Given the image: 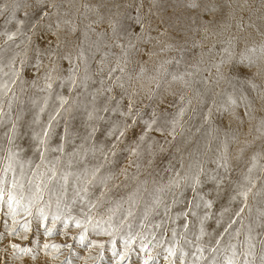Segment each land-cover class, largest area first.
<instances>
[{
	"label": "snow or ice",
	"instance_id": "obj_1",
	"mask_svg": "<svg viewBox=\"0 0 264 264\" xmlns=\"http://www.w3.org/2000/svg\"><path fill=\"white\" fill-rule=\"evenodd\" d=\"M82 7L84 12L64 0L0 3L5 23H15L13 30L2 32L0 47V123L6 125L8 142L0 157L5 215L15 223L20 212L35 214L45 236L59 225L61 235H67L64 228L76 227L73 239L89 249L102 250L105 243L88 242L89 230L107 235L113 264H127L137 247L140 264H158L161 254L166 264H176L177 258L179 264H256L249 256H255L254 230L259 227V264H264V2L259 26L244 17L242 6L238 14L233 0H184L181 11L170 14L160 0H96ZM6 52L11 54L4 72ZM141 53L148 59H141ZM241 66L255 71L240 79ZM18 81L21 92L27 84L42 93L31 98L34 111L23 125L38 153L35 160L22 158L23 149L14 145L26 111H12ZM222 82L232 90L222 89ZM214 109L228 114L227 129L212 126ZM186 114L201 120L187 133ZM61 118L63 129L58 130ZM237 121L240 131L247 123L245 136L256 135L239 141L230 136ZM202 127L206 140L192 145ZM53 136L58 137L55 145ZM257 139L259 150L251 152L247 167L233 179L228 141L240 144L235 150L239 160ZM215 140L219 144L213 154ZM209 158L215 167H208ZM116 190L123 194L114 196ZM257 197L261 207L253 215ZM212 220L218 227L207 232ZM193 225L194 240L189 235ZM21 226L27 230L29 221ZM48 248L56 250L50 256L67 248L70 256L99 264L101 253L79 256L70 243L45 242L41 250ZM60 264L73 261L65 257Z\"/></svg>",
	"mask_w": 264,
	"mask_h": 264
},
{
	"label": "rangeland",
	"instance_id": "obj_2",
	"mask_svg": "<svg viewBox=\"0 0 264 264\" xmlns=\"http://www.w3.org/2000/svg\"><path fill=\"white\" fill-rule=\"evenodd\" d=\"M65 5L68 6L69 4H75L80 6L79 11L84 12L85 9L82 7L84 3H94L96 0H64ZM151 0H145V4L150 3ZM262 2L264 0H233V3L237 5V13L241 14L239 12V8L242 6L244 11L243 15L246 19L249 20V22H254L257 26L260 24V15H261V7H262ZM0 3H8L11 4L12 0H0ZM160 3L164 5L165 11L167 14L172 13L174 10L179 12L181 9L179 8V5L184 3V0H160ZM145 11H147V7L145 8ZM188 15H191V13H188ZM7 16V13L0 14V47H3V35L2 32L4 30H13L15 28V23H7L4 26H2V23L4 22V17ZM90 19L92 18V15L89 14ZM205 19H208V15H204ZM152 35H156L155 32L152 33ZM163 40H167V37L162 38ZM9 48L12 47L11 44L8 45ZM141 47H145V51H147V47L144 45H141ZM197 52L199 49L196 50ZM238 51V50H237ZM10 52L4 53V59L2 63L5 65L4 67V72L8 71V60L7 56L10 55ZM172 53L169 52L167 54L165 53H159L158 55L163 57L165 55H171ZM141 59H148L146 55L143 53L139 54ZM189 55H192V53H189ZM219 59V57H217ZM18 62V61H17ZM172 67H176L175 64L172 65ZM242 73L240 75V79H243V73H248L251 75L252 71H255V69L249 70L245 66H241ZM215 71V69H213ZM205 75H208L207 72L204 73ZM27 72L25 73V76L27 77ZM7 79V77H5ZM237 85H239V81H237ZM15 90L18 94L19 99L14 100L13 104V114L16 113V111L23 107L26 111L23 113V119L21 121L22 128L17 136V139L14 142L15 146H19L20 148L23 149V152L21 153L22 158H27L28 156H32L35 159H38V153H34L32 151V148L34 147L33 142L30 139L29 135H25L23 125L27 123V120L30 118L31 113L34 111L32 104H31V98L32 97H39L42 96V93H40L37 89L30 88L27 84L23 85L24 91L21 92V85L19 81L17 84L14 86ZM221 88L226 89L227 91L232 90V85L231 84H224L223 82L221 83ZM61 91L67 95V89H61ZM9 95L11 93L9 92ZM171 99V97H169ZM23 101V104L20 103V101ZM39 102V101H38ZM51 105V101H50ZM4 107L7 108V98H4ZM207 105L204 106L206 108ZM170 110V109H169ZM238 112L243 113V108L238 109ZM41 117L43 120L47 119V112L42 113ZM184 120L187 121L185 125V131L186 133L189 132L190 129H194L195 126L200 125V116L196 115L194 119H190L189 116L186 114L184 117ZM238 121L235 122L232 126V131L229 133V135H237V140H243L245 138L251 140L254 135H256L255 132H253L251 135L245 136V133L248 132L247 128V123L244 124L243 131H240V129L237 127ZM211 124L214 128H221V129H227L228 127V114L227 113H221L217 110H213L212 117H211ZM5 129L6 125L4 123H0V157H3L5 155L4 152V147L7 146V138L5 135ZM63 129V118H61L58 121V130ZM78 131H82V129H79ZM221 139H223V135L221 134ZM197 140L204 141L206 140L205 136V129L204 127L201 128L200 133H196L194 136L193 141L191 142L192 145L196 144ZM58 142V137L53 136L52 140L50 143L52 145H55ZM76 144L80 143L79 138L75 141ZM219 141L215 140L213 141V147H212V152L215 154L216 147L218 146ZM240 147V144L237 141H228V153L230 158H232L231 162L234 165L233 171L230 174L233 179L239 178L241 172L247 167V163L249 162V157L251 155L252 151L259 150L260 147V140H255L254 143L249 146L248 148L245 149V152L241 155V158L239 160L235 159L236 152L235 150ZM69 150H71V146H69ZM57 153H50L49 158H51L52 155H56ZM91 163L92 161L89 160ZM264 162V161H262ZM159 163V161L157 162ZM208 167L212 168L215 167L214 164L211 163V158H209L208 162ZM150 172L152 171L151 169L149 170ZM256 175H259L260 173L257 171L255 173ZM153 175L156 176V178H160L158 174L154 173ZM145 177V173H141V178ZM153 177L149 176L148 179L151 181ZM163 179H167V174L163 176ZM134 186V185H133ZM208 187L212 185H207ZM259 186V182L257 184ZM68 196L69 198L72 195V190L71 186L69 185L68 188ZM123 190H116L113 195H122ZM189 194H191L189 192ZM224 200L227 199V195L225 194L223 197ZM250 203H253V201L250 198ZM235 203V202H234ZM261 207L260 204V198L257 197V200L254 202V207H253V215H255L256 208ZM78 208L79 205H77V214H78ZM7 212V205L0 206V264H60L61 258H69L73 261V264H86L85 261L78 259L76 255H69V249L67 248H62L59 249L60 255L55 256L52 255L50 256L48 253H54L56 250L52 248H48L47 250H41L42 246L45 244V242H48L49 244L52 243H57V244H64V243H70L72 252L73 253H78L79 256H84L85 253H89L91 256H96L98 253H101L99 256V264H113L114 256L112 251L110 250L112 245L108 243L109 237L104 234H99L97 235L96 233H93L91 230L86 234L88 242H91V240H102L104 241V246L103 249L101 250L99 247L94 246L93 248L89 249L87 247V243H80L78 240L73 239V234L78 233V229L76 227H68L64 228V232L67 233V235H61L60 229L63 228V225H59L57 228L53 230V232L45 236L43 230L38 231V220L35 214H33L31 217H25L23 212H20L17 214L15 218V223L13 222V218L11 216H6L5 213ZM245 214H247V210H245ZM154 219H159V217H154ZM28 220L29 221V228L25 230L23 225L24 221ZM183 218H181L178 223H182ZM47 223L49 225L52 224L51 219L49 218L47 220ZM218 226L215 224V221H208L206 224V229L207 232H214V230ZM9 229H12L11 233L9 232ZM195 231V226H192V229L189 232L190 237L194 240L195 236L193 235ZM255 240L253 243H255V256H249L250 260H255L256 264H259V258H260V252L262 249V245L260 244V236L258 235L262 229L257 227L255 228ZM170 235V233H169ZM210 237L208 235H205L203 237V242L207 243L209 241ZM239 240H243V235L239 237ZM224 242L227 243V237H224ZM15 243L17 245H20L21 247H27L30 248L32 251L31 253H25L21 252L18 250H14L11 248V244ZM138 244V241L135 242ZM39 245L40 247H38ZM115 247L119 250L120 248V243H119V238H116L115 242ZM241 247V245L238 243V250ZM158 251V249H154L153 252ZM139 249L138 247L133 251V253L130 255L127 264H140L139 260ZM148 253H145L144 255H147ZM116 255H119V251H117ZM33 256H35V259H33ZM243 259V257H241ZM87 264H91V261L89 260ZM158 264H166V261L163 258V254H161L158 257ZM176 264H179V260L177 258Z\"/></svg>",
	"mask_w": 264,
	"mask_h": 264
},
{
	"label": "bare ground",
	"instance_id": "obj_3",
	"mask_svg": "<svg viewBox=\"0 0 264 264\" xmlns=\"http://www.w3.org/2000/svg\"><path fill=\"white\" fill-rule=\"evenodd\" d=\"M94 16H92L93 18ZM6 19V17H4ZM5 19H4V22L2 23V26H4L6 23H5Z\"/></svg>",
	"mask_w": 264,
	"mask_h": 264
}]
</instances>
